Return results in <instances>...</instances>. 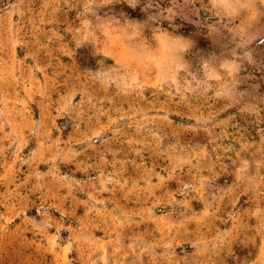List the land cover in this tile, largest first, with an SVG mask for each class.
I'll return each mask as SVG.
<instances>
[{
	"label": "rangeland",
	"instance_id": "1",
	"mask_svg": "<svg viewBox=\"0 0 264 264\" xmlns=\"http://www.w3.org/2000/svg\"><path fill=\"white\" fill-rule=\"evenodd\" d=\"M0 264H264V0H0Z\"/></svg>",
	"mask_w": 264,
	"mask_h": 264
}]
</instances>
